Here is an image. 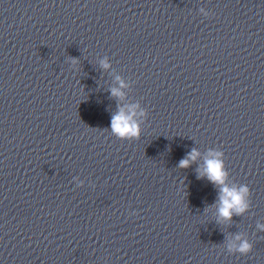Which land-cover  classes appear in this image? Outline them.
<instances>
[{"label": "water", "instance_id": "water-1", "mask_svg": "<svg viewBox=\"0 0 264 264\" xmlns=\"http://www.w3.org/2000/svg\"><path fill=\"white\" fill-rule=\"evenodd\" d=\"M261 225L264 0H0V264H264Z\"/></svg>", "mask_w": 264, "mask_h": 264}, {"label": "clouds", "instance_id": "clouds-1", "mask_svg": "<svg viewBox=\"0 0 264 264\" xmlns=\"http://www.w3.org/2000/svg\"><path fill=\"white\" fill-rule=\"evenodd\" d=\"M205 13V16H208ZM102 65L105 68L109 67L107 61H102ZM120 79L119 77L117 78ZM127 87V85L120 81L119 88H112L111 94L115 97L121 98L124 93L121 88ZM139 105L132 104L127 106V110L121 107L115 114L112 115L110 119V129L114 135L121 139H134L138 138L140 134L139 122L136 117L143 118L147 113L140 109ZM199 155L196 149H193L189 153L188 157L180 161L181 167H187L191 161H194ZM224 154L222 151L215 149L210 150L208 153V158L205 160V168L202 175H205L207 179L215 185L220 186V208L219 213L226 219H230L231 216L235 214H240L246 210L248 207L245 200V196L248 193V188L246 186L229 187L226 183L227 171L223 165ZM260 227L264 228V225ZM229 251H237L240 253H247L251 250V243L242 239L241 236H236L235 240L231 241L228 245Z\"/></svg>", "mask_w": 264, "mask_h": 264}]
</instances>
